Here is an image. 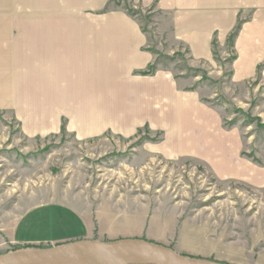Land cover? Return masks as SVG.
Wrapping results in <instances>:
<instances>
[{
  "label": "rangeland",
  "instance_id": "rangeland-1",
  "mask_svg": "<svg viewBox=\"0 0 264 264\" xmlns=\"http://www.w3.org/2000/svg\"><path fill=\"white\" fill-rule=\"evenodd\" d=\"M111 7L140 24L149 51L158 56L156 71L172 74L181 89L217 112L232 147L240 146L232 153L240 161L215 173L195 158L164 159L163 130L149 125L133 135L109 130L89 138L65 122L55 132L27 127L24 114L0 110V256L75 242L62 236V228L75 232L77 224L67 220L81 223L84 217L97 242L184 245L189 258L264 264V80L233 82L230 37L224 46L215 40L214 64L197 63L173 41L163 14L129 0H111ZM237 168L250 170L236 175ZM41 214L47 216L43 227L23 226L18 233L26 218L32 222ZM163 220L173 223L172 234L159 243L153 236L162 235ZM27 231L32 241L10 243Z\"/></svg>",
  "mask_w": 264,
  "mask_h": 264
},
{
  "label": "crops",
  "instance_id": "crops-1",
  "mask_svg": "<svg viewBox=\"0 0 264 264\" xmlns=\"http://www.w3.org/2000/svg\"><path fill=\"white\" fill-rule=\"evenodd\" d=\"M129 1L167 17L171 38L197 63L214 64V41L224 46L239 27L232 80H264V0ZM157 60L140 24L125 10L112 8L111 0H0V110L24 114L27 127L55 132L65 122L89 138L109 130L133 135L149 125L153 132L163 130L164 159L195 158L215 173L225 163L239 162L232 153L240 146L232 147L217 112L202 104L198 94L181 89L161 68L143 75ZM246 169L233 172L247 175ZM46 217L26 218L18 233L23 226L43 227ZM67 221L77 226L75 232L63 227L62 236L78 238L75 242L99 240L84 217L81 223L72 217ZM53 224L49 219L48 225ZM172 226L160 221L162 235L153 237L167 241ZM27 232L15 234L10 243L32 241ZM160 245L180 256L187 252L184 245Z\"/></svg>",
  "mask_w": 264,
  "mask_h": 264
},
{
  "label": "water",
  "instance_id": "water-1",
  "mask_svg": "<svg viewBox=\"0 0 264 264\" xmlns=\"http://www.w3.org/2000/svg\"><path fill=\"white\" fill-rule=\"evenodd\" d=\"M224 264L203 258H189L176 254L162 245L137 239L113 242L77 241L48 249L8 253L0 257V264Z\"/></svg>",
  "mask_w": 264,
  "mask_h": 264
},
{
  "label": "trees",
  "instance_id": "trees-1",
  "mask_svg": "<svg viewBox=\"0 0 264 264\" xmlns=\"http://www.w3.org/2000/svg\"><path fill=\"white\" fill-rule=\"evenodd\" d=\"M238 32H239V27H237V28L235 29V31L231 34L229 41L234 42V41H235V38H236L237 35H238ZM214 44H216V41H214L213 45H214ZM157 63H158V60H157ZM155 68H156V67L151 66L150 69H149L147 72H145L143 75H144V76L153 75V74L155 73V71L157 70V69H155Z\"/></svg>",
  "mask_w": 264,
  "mask_h": 264
},
{
  "label": "bare ground",
  "instance_id": "bare-ground-1",
  "mask_svg": "<svg viewBox=\"0 0 264 264\" xmlns=\"http://www.w3.org/2000/svg\"><path fill=\"white\" fill-rule=\"evenodd\" d=\"M127 262H129L128 259H125V258H119L117 259V264H126Z\"/></svg>",
  "mask_w": 264,
  "mask_h": 264
}]
</instances>
